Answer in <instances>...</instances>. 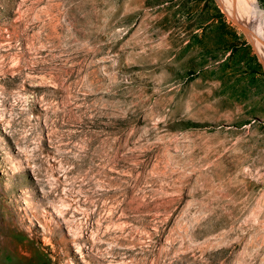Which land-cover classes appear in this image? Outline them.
I'll return each instance as SVG.
<instances>
[{
  "label": "rangeland",
  "instance_id": "1",
  "mask_svg": "<svg viewBox=\"0 0 264 264\" xmlns=\"http://www.w3.org/2000/svg\"><path fill=\"white\" fill-rule=\"evenodd\" d=\"M249 1L0 0V264H264Z\"/></svg>",
  "mask_w": 264,
  "mask_h": 264
},
{
  "label": "bare ground",
  "instance_id": "2",
  "mask_svg": "<svg viewBox=\"0 0 264 264\" xmlns=\"http://www.w3.org/2000/svg\"><path fill=\"white\" fill-rule=\"evenodd\" d=\"M232 4H233L234 11L237 12L238 14H240V9L245 8V12L250 11L251 4H250V1L248 2V0H231V5Z\"/></svg>",
  "mask_w": 264,
  "mask_h": 264
},
{
  "label": "water",
  "instance_id": "3",
  "mask_svg": "<svg viewBox=\"0 0 264 264\" xmlns=\"http://www.w3.org/2000/svg\"><path fill=\"white\" fill-rule=\"evenodd\" d=\"M238 25L242 28V26L240 24H238Z\"/></svg>",
  "mask_w": 264,
  "mask_h": 264
}]
</instances>
